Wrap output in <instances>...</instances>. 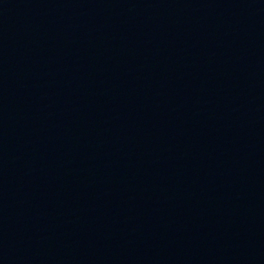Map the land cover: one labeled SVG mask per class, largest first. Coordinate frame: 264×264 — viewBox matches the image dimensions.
I'll list each match as a JSON object with an SVG mask.
<instances>
[{"label":"water","instance_id":"water-1","mask_svg":"<svg viewBox=\"0 0 264 264\" xmlns=\"http://www.w3.org/2000/svg\"><path fill=\"white\" fill-rule=\"evenodd\" d=\"M0 264H264V0H0Z\"/></svg>","mask_w":264,"mask_h":264}]
</instances>
